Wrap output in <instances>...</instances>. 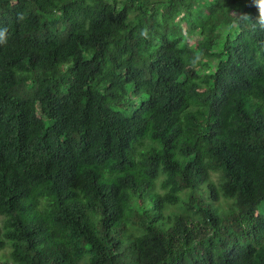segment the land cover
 <instances>
[{"label": "trees", "instance_id": "obj_1", "mask_svg": "<svg viewBox=\"0 0 264 264\" xmlns=\"http://www.w3.org/2000/svg\"><path fill=\"white\" fill-rule=\"evenodd\" d=\"M249 4L0 0V264H264Z\"/></svg>", "mask_w": 264, "mask_h": 264}, {"label": "clouds", "instance_id": "obj_2", "mask_svg": "<svg viewBox=\"0 0 264 264\" xmlns=\"http://www.w3.org/2000/svg\"><path fill=\"white\" fill-rule=\"evenodd\" d=\"M250 7L255 9V13L234 12L236 25L239 27L244 23L250 24L255 30L264 32V0H250ZM23 19V16H20ZM6 29L0 30V43L5 42Z\"/></svg>", "mask_w": 264, "mask_h": 264}, {"label": "rangeland", "instance_id": "obj_3", "mask_svg": "<svg viewBox=\"0 0 264 264\" xmlns=\"http://www.w3.org/2000/svg\"><path fill=\"white\" fill-rule=\"evenodd\" d=\"M176 210H178V211H180V209H178V208H175Z\"/></svg>", "mask_w": 264, "mask_h": 264}]
</instances>
